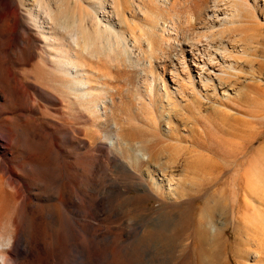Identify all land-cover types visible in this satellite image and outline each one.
Segmentation results:
<instances>
[{"label": "rangeland", "instance_id": "374dc122", "mask_svg": "<svg viewBox=\"0 0 264 264\" xmlns=\"http://www.w3.org/2000/svg\"><path fill=\"white\" fill-rule=\"evenodd\" d=\"M123 1L0 0V245L4 244L0 254H11L6 236L19 230L27 248L37 255H11L13 264L46 260L95 264L94 254H100L101 264H201L211 250H217L214 264H264V38L257 36L264 27V0H246L244 8L255 15L258 25L245 22L235 32L236 43L243 38L238 47L245 45L250 52L241 54L236 48L237 53L232 50V58H227L230 68L225 70L231 82L226 92L217 90L206 101L197 92L200 81L193 71L191 86L185 84L189 88L184 86V94L176 96L182 110L177 107L181 114L172 118L174 129L169 130L159 116L158 135L150 141L148 153L138 152L139 161L150 154L153 163L158 159L171 168L173 197L167 188L158 189L163 194L154 192L158 187L145 175L146 166L137 171L126 151L142 146L151 129L145 108L155 82L148 73L150 63L143 58L147 48H132L128 37L134 24L147 22L146 13L140 11L147 0H125L135 5V12L122 11ZM183 2L184 11L193 8L202 9L201 16L214 14L211 0H196L193 6L191 0ZM81 11L88 29L118 36L123 32L127 40L122 43L129 49L124 56H130L132 66L112 61V49L107 47L103 58L114 69L108 75L99 73L95 46H81L77 20ZM60 13L75 21L72 30L61 29ZM194 23L192 19L191 26ZM198 28L197 23L194 30L179 32L178 41L163 33L164 44L176 46V51L187 49L185 35ZM248 41L251 46L263 43V50L252 52ZM173 49L167 57H175ZM38 68L40 79L35 74ZM52 76L55 85L67 80L68 98L76 107L41 83ZM73 79H79L71 84L76 90L68 88ZM115 85L130 92L123 102L111 98ZM91 92L94 104H80L91 99ZM193 98L199 99L198 105ZM113 110L127 119L134 113L142 115L132 122L144 134L141 141L126 144L119 125L107 119ZM253 163L262 169L259 176L251 173ZM128 175L137 185V176L145 181L151 198L144 207L120 199L103 208L83 205L100 196L93 188H108L118 179L126 181ZM154 176L163 179L161 173ZM128 184L126 195L138 194L135 184ZM202 213L217 221L214 232L203 224ZM203 227L208 230L204 241L198 237ZM158 243L164 247L163 255L157 253Z\"/></svg>", "mask_w": 264, "mask_h": 264}, {"label": "bare ground", "instance_id": "6f19581e", "mask_svg": "<svg viewBox=\"0 0 264 264\" xmlns=\"http://www.w3.org/2000/svg\"><path fill=\"white\" fill-rule=\"evenodd\" d=\"M183 1L184 0L182 1L173 0V2L170 3L169 0H147L146 7L143 10H140L146 13L147 22H144V24L141 26L133 23L134 26L132 28H129L128 37H130V41L132 42V48L138 49L139 51H141L143 46L147 48L146 51L144 52L145 54H143V58L146 60L148 59L150 63L148 73L151 75L153 81L155 82V86L153 88V97L150 100L151 102L149 106L145 108V111L148 112L146 116V118L148 119V124H151V129L150 128L148 129L147 137L145 136L146 141L144 140V142H142L140 140L144 136V134L141 129L134 127L135 125L134 123H132L134 122V120H139L140 116L142 117V115L139 116L138 113H134L132 114L130 118L127 119L123 116V113H120V112L116 113L113 110L112 112L113 114L110 116V118H107V119H113L115 123L119 125L120 129L123 131L122 137L127 142L126 144H128V140H132V139H139L141 141L142 146L137 147V148L128 147L126 149L127 153H129V157L131 158V161L134 164V168L137 171H140L139 167L141 165H145L146 166L145 175L151 181H154V184H156V186L158 187L156 190H153V191L159 194H163V192L161 190L159 191L158 189L160 188L163 190V188H167V193L169 197H173V195L176 193L175 189H172L171 187L172 185L171 182L173 180V173L169 171L171 168L168 169L167 167H164L163 165H161V162H159L158 159L156 160L155 163H153L154 162L153 157L150 154L148 155L149 157L147 158L146 161H139L141 157L139 156L138 152H142L141 154H144V155L146 151H147L146 153H148V149H149L148 147H150V144H149L150 141L153 139V137H156L158 135L157 132L159 130H158L156 121L159 122V116L162 119L164 118L166 120L167 124L169 125L168 126L169 130L175 127V126H172V122H173L172 118L175 116V113L176 114L178 113L177 115L181 114L180 111L182 110L180 107H178L179 102L177 103L176 96L178 94H184L185 87L189 88L185 84H188L189 86H191L193 82L192 80H194L192 79L194 75L198 77V81H200V88L203 89L202 90L198 88L197 92L199 93V96L205 98L206 101L207 99H209L208 95H210L211 93L216 94L217 90L226 92V90L229 88L228 85L231 82V81L229 83L227 82V80L229 81L230 79L228 78L229 75H226L228 74V72H226L225 70L228 67L230 68V63L228 62L229 60L227 58H230L233 55V54L231 55V53L235 51L234 49L236 48L238 49L237 51H240L241 49L240 51L241 54L242 53L249 54L250 52V50L246 52L245 45H240L241 47H238V44H240L239 41H243L242 40L243 38L241 37L242 39L236 43L235 32L237 29L239 30V27H241L240 25H242L245 22H250V24L249 23L248 24L250 26H252L253 24L254 27L255 25H258V22H256L255 15L251 13V11H248L247 9L244 8L246 0H211L212 2L211 12L214 13V14H211V16L208 15L210 11L206 13L205 16L199 15L202 9H199L198 12H194V10L196 9H193V8H190L189 11H184ZM200 1L205 2L207 0H200ZM196 3H197L196 0H191L190 5L193 6V5H196ZM148 4H149V8H147ZM134 6L132 2H130L129 4H126V1L124 0L122 4V11L124 12L132 11L133 12L135 10V9L133 10ZM57 14H58V10H57ZM85 17L86 16L84 12L81 11V14H79V18L77 19L79 25H81V36L83 39L81 46L83 49H86L90 43L92 44V46H95L93 49V52H94L95 57L99 59L98 62H100V63H97L95 67L99 69L98 70L99 73L102 74V76L108 75L109 73L108 70L111 71L114 69V67L110 68V64L108 62L109 60L103 58V56L108 54L106 53L107 47L112 49V52H113L112 53L113 58L111 59L112 61L117 62L119 65H123V66H125V63L127 61L129 65L132 66L134 61L130 60V56H127L128 59H126V57L124 56V54H126L129 49L128 47H126V45L123 44L125 42L122 43V41L127 40V37L123 35V32L120 33L121 35H119L120 36L119 37L118 35H112V33L110 34L106 30H102L98 28L88 29L89 27L85 25L86 23ZM192 19H194V22H195L194 26H191ZM58 22H59L61 29L63 27L68 30L69 29L72 30V26L75 24L74 20L68 21L66 14H63V13L59 14ZM251 22H256L257 24H254ZM197 23L200 25V28H198V30H195L193 34L185 35L184 37V41H185L184 43L186 44V47H188L187 49L183 47V48H179V50L176 51V46L173 49L172 45L168 46L164 44L163 33H165L166 38L168 39L172 38L173 40L178 41L179 32L182 33L186 28L187 29L192 28V30H194L193 28L195 27ZM250 26L249 28H251ZM260 29H261V31H259L260 34L258 35L256 34V35L261 36L262 34L261 37L264 38V27L262 26ZM239 34L241 35L240 32ZM257 39H260V38H257ZM263 42H264V39H263ZM196 43H200V46ZM248 44L251 48H253L252 52H257V51L260 52L261 50L264 49V47L262 49V46L264 45L263 43H262L263 45L262 44L260 45L261 47L256 46V45L251 46L250 42ZM172 49H173V52L175 51V53L171 54V56L175 55V57L169 58L167 56L170 55ZM91 56H93V54ZM158 60L160 61L157 63ZM117 68L118 67H116L115 69ZM215 69L218 70V73H214ZM193 71H194V75L192 74ZM35 74L37 75V79L41 78L42 74L39 73V68L36 70ZM115 78H116L115 80L117 81V84H119V82L121 81L119 80L118 76ZM78 80L79 79H73V81L69 83L70 86L68 88L76 90L75 85H71V84L75 83L74 81H78ZM55 81H56L55 76H52L45 81L41 80V83L43 85L45 84L46 86L54 89L56 95L57 94H59L60 96L63 95V97H65L64 100L66 101V103L68 102L67 104L69 105L71 104L72 106L76 107L73 100L71 98H68L69 91L65 84L67 80L64 79V82L60 80V82H58L57 85L54 84ZM201 83L203 85H201ZM171 84H174L176 86L172 88ZM145 87L147 88V85ZM113 88L116 90V94H112L111 98L113 99L117 96V99L119 102H123L130 95V92L129 91L126 92L122 88L121 85H115ZM47 91L50 92V94L53 96V92L49 90ZM189 93L188 95H190ZM191 94H193V92ZM90 96H91V99L82 101L80 102V104H84L87 106L93 105L96 100L95 94L91 92ZM54 97H55V94H54ZM55 99H59V97ZM196 99H194V101H196L198 105L197 101L199 99L198 100ZM188 100L191 101V99H188ZM196 103L194 104L193 102L191 103V105L194 104L193 107H195ZM177 107L180 108L181 110L178 111ZM253 166L254 167L251 171L252 175L259 176L262 173V169L256 163L255 164L253 163ZM166 172L171 174L170 178L168 179L166 178V174H167ZM156 173H161L164 180L163 179L158 180L157 178H155L154 175ZM126 177H127L126 179L127 182L122 181L121 179H118L116 183L110 185L108 188L105 187L99 190L93 188L94 192H96V196L97 195H100V196L95 198L94 203L90 201H85L83 205L84 206L88 205V207L96 206L97 208H103V206L105 205L108 206L114 203L117 199H120L122 203H127V204L133 203L134 205H139L140 207H144L146 204V201L151 198V194H149L148 190L146 189L147 185L145 184V181L141 180L137 176V178L140 181L138 182L139 185H137L135 181L133 180L132 176L128 175ZM112 182H114V180H112ZM131 182L135 184L134 190L139 195L138 194H134L130 196L126 195V191L130 189L128 183H131ZM104 193L106 194L104 195ZM201 219L204 220L205 222L203 224H208V230L211 233L215 231L216 226H217L216 220L209 218V215L207 213H202ZM161 228H162V225H161ZM208 230L205 231L204 227L201 230H198V232L200 231L199 236H198L200 240L204 241L207 238ZM19 233H20L19 230H14L11 233L7 234L6 236L7 240L5 242H6V246L10 247L11 254H7V255L0 254V262L2 264L15 263L14 261L11 260V255H14V254L17 255V254H27L28 253L31 255V257L37 255L36 252L32 253V251L27 248L25 239ZM96 237H98V235ZM1 242H4V241H1ZM3 245L2 244L0 245V251L3 249ZM157 246H161V244L158 243ZM163 248H164L163 246H161V248H157L158 250L157 253L163 255V252H162ZM216 255H217V250H211L209 252V256H206L204 260H201L203 261L201 264H214V262L212 261V258ZM38 256L40 257V255ZM204 256L202 258H204ZM43 260H46V259L43 257ZM93 260L95 264H101L100 254H94ZM44 262H46L45 264L50 263L48 260ZM16 263L19 264L20 262H16Z\"/></svg>", "mask_w": 264, "mask_h": 264}]
</instances>
